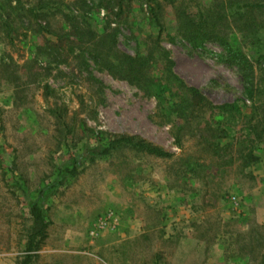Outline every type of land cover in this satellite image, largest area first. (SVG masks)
Returning a JSON list of instances; mask_svg holds the SVG:
<instances>
[{
    "label": "rangeland",
    "instance_id": "rangeland-1",
    "mask_svg": "<svg viewBox=\"0 0 264 264\" xmlns=\"http://www.w3.org/2000/svg\"><path fill=\"white\" fill-rule=\"evenodd\" d=\"M157 1L159 25L148 0H0V264L29 254L34 203L47 236L30 264H264V27L223 29L245 77L219 43L178 32L211 0ZM103 33L112 55L148 57L150 92L92 58ZM163 51L215 108L178 118ZM112 135L175 155L103 154Z\"/></svg>",
    "mask_w": 264,
    "mask_h": 264
},
{
    "label": "trees",
    "instance_id": "trees-1",
    "mask_svg": "<svg viewBox=\"0 0 264 264\" xmlns=\"http://www.w3.org/2000/svg\"><path fill=\"white\" fill-rule=\"evenodd\" d=\"M111 1L101 0L104 5L103 8L110 11L112 8V5H110ZM123 1L126 0H116L118 5ZM148 2L156 8L152 9V16L159 25L160 21L157 10L161 6L157 0H148ZM169 2L171 3L172 0H169ZM238 9H243L244 11L242 10L243 12L238 14ZM256 12L261 13L264 17V0H211L210 4L198 14L178 13V32L193 46H198L205 40L216 41L222 48L228 50L233 64L241 70H246L242 75L247 77L248 73L252 70L249 60L243 54L241 55L240 52H237V54L235 50L229 48L228 41L222 34L223 29L229 25L231 19L243 37H252L258 29L264 27V18L261 20L253 16ZM106 38L107 35L103 33L100 35L98 41L94 42L96 54L92 58L97 61L100 60V63L112 76L124 79L128 83L142 88L146 92H150L151 86L154 83V77L149 73L148 57L131 56L124 53L112 55L109 49L110 43ZM158 60L153 62H158ZM160 62L166 75V82L169 85L175 84L176 89L180 92L178 99L172 103L173 110L177 112L178 118L183 119L185 123H189L193 119L195 112L215 108L197 89L187 86L176 77L171 69L173 61L164 51L160 54ZM169 85H165L163 88L166 89ZM154 86L156 88L157 85L155 84ZM44 89L49 90L48 85H45ZM160 90L162 91V89ZM220 132L221 130L212 134V136L220 138ZM173 136L176 146L180 148V133H174ZM119 146H128L165 159L172 158L175 155L135 135H112L108 146L102 150V153L107 154L111 149ZM30 213L36 224V229L28 237L26 251L29 254L22 260V264H30L32 257L30 252L35 251L37 244H40L47 236V224L44 221L38 204L34 203L30 206Z\"/></svg>",
    "mask_w": 264,
    "mask_h": 264
}]
</instances>
